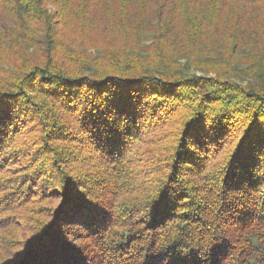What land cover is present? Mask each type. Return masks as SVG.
<instances>
[{
    "label": "trees",
    "instance_id": "16d2710c",
    "mask_svg": "<svg viewBox=\"0 0 264 264\" xmlns=\"http://www.w3.org/2000/svg\"><path fill=\"white\" fill-rule=\"evenodd\" d=\"M0 16L12 23L0 24V148L37 115L52 164L0 183L2 214L48 181L26 226L6 225L0 264H264V87L230 66L243 51V72L264 81V0H0ZM175 101L189 103L178 131L154 134L134 170L130 145ZM63 111L102 176L51 143ZM234 114L245 139L210 167Z\"/></svg>",
    "mask_w": 264,
    "mask_h": 264
},
{
    "label": "rangeland",
    "instance_id": "374dc122",
    "mask_svg": "<svg viewBox=\"0 0 264 264\" xmlns=\"http://www.w3.org/2000/svg\"><path fill=\"white\" fill-rule=\"evenodd\" d=\"M51 9L55 10V7L51 6ZM0 24L2 26L12 25L9 20L3 18L2 16H0ZM244 55L245 54L243 51L237 52L235 54V60L230 63L231 68L236 70L234 79L236 82H239L245 86L258 84L264 87V81L255 79L250 74L243 72L244 70L248 69L249 66L244 60ZM184 62L185 60L183 63ZM192 73H197L200 76L205 75V73L198 68H193ZM211 75L213 74L209 73V76ZM29 94L34 95L37 100L47 99L46 94L42 95L31 92H29ZM53 99L54 98H50L49 100L53 101ZM20 102L23 105L24 102ZM188 107V102L175 101V105H172L171 109L164 115L162 121L156 122L153 126H149L148 128L146 127L145 131H143V134H141L137 139H134L130 145V152L125 155L124 160H130L131 167L134 170H136L138 165H143L146 157H143L142 152L149 146L150 138L154 134H160L161 136L170 133L175 134L180 127L181 118L188 110ZM214 108L215 112L218 111L220 109V104L217 103ZM23 109L25 112L27 111V108L24 106ZM21 111L22 107L18 106V112L20 116ZM13 112H15L13 114L17 113V106ZM64 114L68 117L69 124L65 127V129H63V134L61 131L53 132L54 139L51 140V143L55 148H60L62 155L67 160L71 161L73 165L76 166L77 170L80 171V173H82V171H87L93 173L94 176H102L101 172H103V167L100 165L98 160L94 159L98 156L94 155L96 151H94L89 145L79 142H82V140L80 139V134L75 130V119L72 117L69 111L63 113V117L66 118ZM235 114L237 113L235 112ZM235 114L233 115L235 119L231 121L230 125H225V128H229V130L226 131L225 134H221L219 131V133L217 132L219 135L214 139L216 148L212 150V153L206 162V164L210 167L220 163L222 159L229 156L230 153V156L236 155V153L239 151L240 144L245 139V133L247 132L244 133L238 129L239 123H242L243 119L238 118ZM222 126V128H224V125ZM11 129H13V131L10 132L8 141L4 142L0 148L2 150L0 152V179L6 182L0 183L2 187L7 186V190L14 185H16L18 188L19 186L21 187L23 184L21 179H25L23 182L26 184L25 182L27 179L22 178L21 176H27L28 174L32 173L39 175L42 172H46V174H48V171V176L52 174L50 173L52 167L51 157L46 153L37 115H33L31 117L24 116L21 119L19 118V121H15L14 125L11 126ZM92 152L94 154H92ZM153 178L154 177L152 176V179ZM46 180V178H42L39 184L33 183L31 185H26L27 188H32V191L23 197V204L21 208L18 207L20 203H17L16 205H11L10 203L5 204L4 213L0 214V228L4 227L3 229H0V241L3 240L5 235L9 232V228L6 225L10 224L11 222L16 220L21 228L26 226L24 221L19 222L18 219L20 216H26L30 210L33 211L36 208V203L38 202L36 199L43 200V184L45 182L48 183ZM142 180H145V178L143 177ZM103 192L105 194L108 192V190ZM74 228L76 227L71 226L68 231ZM113 228L114 227L109 230L111 232L110 237L105 238L108 243L117 241L115 233L112 232ZM124 229V226H118L116 227L115 232H120L121 230L124 231Z\"/></svg>",
    "mask_w": 264,
    "mask_h": 264
}]
</instances>
